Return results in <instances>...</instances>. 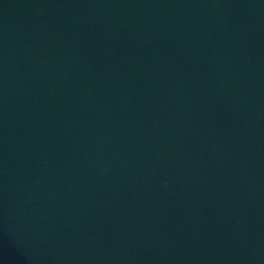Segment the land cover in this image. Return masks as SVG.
Returning a JSON list of instances; mask_svg holds the SVG:
<instances>
[{
  "label": "water",
  "instance_id": "obj_1",
  "mask_svg": "<svg viewBox=\"0 0 264 264\" xmlns=\"http://www.w3.org/2000/svg\"><path fill=\"white\" fill-rule=\"evenodd\" d=\"M0 264H264V0H0Z\"/></svg>",
  "mask_w": 264,
  "mask_h": 264
}]
</instances>
